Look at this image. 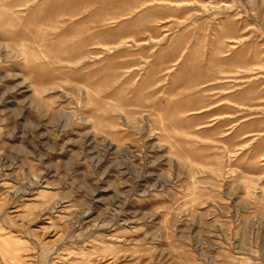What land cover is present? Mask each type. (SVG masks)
Here are the masks:
<instances>
[{
  "label": "rangeland",
  "instance_id": "374dc122",
  "mask_svg": "<svg viewBox=\"0 0 264 264\" xmlns=\"http://www.w3.org/2000/svg\"><path fill=\"white\" fill-rule=\"evenodd\" d=\"M0 264H264V0H0Z\"/></svg>",
  "mask_w": 264,
  "mask_h": 264
}]
</instances>
